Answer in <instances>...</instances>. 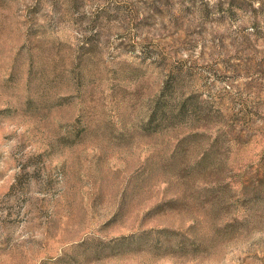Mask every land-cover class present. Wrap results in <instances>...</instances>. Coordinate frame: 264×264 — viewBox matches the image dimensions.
Here are the masks:
<instances>
[{"label":"rangeland","instance_id":"obj_1","mask_svg":"<svg viewBox=\"0 0 264 264\" xmlns=\"http://www.w3.org/2000/svg\"><path fill=\"white\" fill-rule=\"evenodd\" d=\"M0 264H264V0H0Z\"/></svg>","mask_w":264,"mask_h":264},{"label":"trees","instance_id":"obj_2","mask_svg":"<svg viewBox=\"0 0 264 264\" xmlns=\"http://www.w3.org/2000/svg\"><path fill=\"white\" fill-rule=\"evenodd\" d=\"M185 115L184 107L174 110L156 101L150 111L146 128H158L163 126L175 125Z\"/></svg>","mask_w":264,"mask_h":264}]
</instances>
